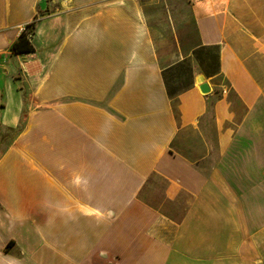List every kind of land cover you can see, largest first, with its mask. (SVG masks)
Listing matches in <instances>:
<instances>
[{
    "label": "crops",
    "instance_id": "crops-1",
    "mask_svg": "<svg viewBox=\"0 0 264 264\" xmlns=\"http://www.w3.org/2000/svg\"><path fill=\"white\" fill-rule=\"evenodd\" d=\"M0 145V264H264V0H0Z\"/></svg>",
    "mask_w": 264,
    "mask_h": 264
},
{
    "label": "trees",
    "instance_id": "trees-1",
    "mask_svg": "<svg viewBox=\"0 0 264 264\" xmlns=\"http://www.w3.org/2000/svg\"><path fill=\"white\" fill-rule=\"evenodd\" d=\"M29 33L30 32L24 31L19 35L18 39L11 46V51L13 53H31L34 51V48L32 44L30 43L28 36H27ZM212 71H214V69H212ZM212 71L208 69V70H205V73L212 72Z\"/></svg>",
    "mask_w": 264,
    "mask_h": 264
},
{
    "label": "water",
    "instance_id": "water-1",
    "mask_svg": "<svg viewBox=\"0 0 264 264\" xmlns=\"http://www.w3.org/2000/svg\"><path fill=\"white\" fill-rule=\"evenodd\" d=\"M196 81L198 83H201V84H199V89L202 93H207L209 91L207 84L205 82H203V76H201V75L198 76Z\"/></svg>",
    "mask_w": 264,
    "mask_h": 264
},
{
    "label": "rangeland",
    "instance_id": "rangeland-1",
    "mask_svg": "<svg viewBox=\"0 0 264 264\" xmlns=\"http://www.w3.org/2000/svg\"><path fill=\"white\" fill-rule=\"evenodd\" d=\"M89 53H90L89 56L91 57V59H92V57H94V58L98 57L99 56V49L93 48L89 51ZM4 147H5V145H0V153L5 149Z\"/></svg>",
    "mask_w": 264,
    "mask_h": 264
}]
</instances>
